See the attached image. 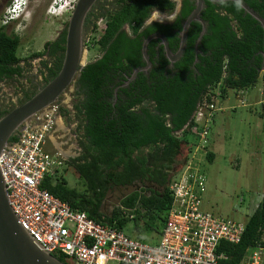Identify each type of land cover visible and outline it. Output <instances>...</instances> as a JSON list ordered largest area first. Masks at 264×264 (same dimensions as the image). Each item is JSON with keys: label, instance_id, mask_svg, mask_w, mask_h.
<instances>
[{"label": "trees", "instance_id": "trees-1", "mask_svg": "<svg viewBox=\"0 0 264 264\" xmlns=\"http://www.w3.org/2000/svg\"><path fill=\"white\" fill-rule=\"evenodd\" d=\"M243 2L264 19V0ZM194 6V1L185 0L181 15L171 26L154 24L152 28H142L153 9L164 12L174 9L175 3L169 0H129L120 4L118 10L108 17L106 25L97 35V42L94 43L98 46L99 58L86 64L76 80V88L83 93L87 91L88 95V99L81 105H75V109L88 122L86 136L89 137L87 148L90 152L87 156L91 159L90 163L83 165L71 161L80 178H90L89 169L92 167L96 169V178L92 180L98 181L94 185L105 183L107 176L102 175L107 171L109 177L117 175V183L127 185L137 174L144 175L150 170L147 165L148 156L142 154L143 149L149 150V156L153 152H162V158L167 162L169 170L185 146V160L192 165V160L188 159L197 145L189 143V135L198 143L202 142L200 144L204 146L206 160L213 161V154L206 151L205 147L209 121L205 126L198 124L195 121V113L205 100L212 102L213 121L216 98L222 100L227 98L230 92L245 91L255 85L261 73H264L263 29L243 9L237 11L231 1H227L226 6L204 1L205 7L200 18L206 23V30L200 38L197 50L195 44L201 26L193 22L187 32L182 56L171 66L162 50L156 57L153 47L157 41L149 43L151 68L147 74L140 72L136 81L129 84L128 89L140 90L130 93L129 98L132 100L127 108L109 115L107 121L104 107L96 106L103 96V89H115L127 80L134 69L145 65L141 58V47L146 37L160 33L166 38L171 51L177 49L182 21ZM125 24L130 27L129 33L123 29ZM66 25L67 23L65 27ZM65 37L66 28L54 41L44 44L43 53L53 58L52 66L48 68V81L52 80L61 68ZM20 43L19 36L8 34L6 27L0 26V80L13 78L21 72V68L14 67L20 62L17 55ZM117 78L119 82L115 81ZM29 98L30 96H27L20 103ZM11 109L0 110V117ZM193 127H196L197 131L207 130L205 142L199 135L191 132ZM16 139L14 135L10 142H15ZM118 169H121L122 173H119ZM176 176L177 174L174 177ZM101 177L104 178L103 181ZM167 177L165 174L164 179L168 180ZM93 186L89 188L92 189ZM40 187L66 202L73 210L85 212L95 221L115 227L125 234L132 222H143L142 228L147 234L157 232V240L151 245L158 243L172 203L167 186L161 198L154 194L151 197L142 196L138 200V196L133 194L106 216L98 213L100 201L96 207L88 206L91 198L87 193L89 188L79 192L68 188L65 180H54L50 175L44 177ZM126 211L127 216L124 215ZM243 223L244 232L238 244L224 241L219 243L216 255L221 264H239L253 251L264 254V191L261 200ZM134 230L138 232L141 229L134 227ZM139 241L143 242L140 239ZM55 257L64 264L70 263L63 256Z\"/></svg>", "mask_w": 264, "mask_h": 264}, {"label": "built area", "instance_id": "built-area-1", "mask_svg": "<svg viewBox=\"0 0 264 264\" xmlns=\"http://www.w3.org/2000/svg\"><path fill=\"white\" fill-rule=\"evenodd\" d=\"M78 0L63 2L71 12ZM24 0H12L0 20L9 25L18 15ZM213 100V98H212ZM214 105L203 102L195 121L205 126L211 121ZM52 112L34 114L19 130L15 142L0 154L9 206L35 246L51 255L65 257L71 264H221L216 255L220 242L238 244L244 223L214 216L201 209L204 176L186 162L168 184L172 203L155 245L132 239L115 227L73 210L66 202L42 189L41 183L58 161V153L46 151V143L55 123ZM191 132L204 140L207 130ZM263 254L253 251L239 264H264Z\"/></svg>", "mask_w": 264, "mask_h": 264}, {"label": "rangeland", "instance_id": "rangeland-1", "mask_svg": "<svg viewBox=\"0 0 264 264\" xmlns=\"http://www.w3.org/2000/svg\"><path fill=\"white\" fill-rule=\"evenodd\" d=\"M6 0H0V5ZM53 0H31L29 11L32 13V21L25 23V28L18 29L21 43L17 50L20 59L26 61V68L36 72L41 59L45 56L30 59L32 53L43 55L44 44L54 41L66 28L70 15L68 12L59 16H47V8ZM1 9L0 15L4 10ZM1 20V17H0ZM28 24V25H27ZM16 24H12L14 28ZM97 38V34L95 35ZM94 38V39H95ZM93 43V42H91ZM96 46L92 47L88 55V62L98 57ZM87 62V63H88ZM30 66V67H29ZM264 73H261L255 85L238 93L230 92L225 99L216 98V113L213 121H209L208 137L205 144L206 151L213 154L212 162L205 158V150L202 142L198 143L193 136H188L190 144L197 145L194 153L189 155L192 167L197 168L199 174L204 176V193L201 195V209L204 212L217 215L222 218L244 222L255 206L261 200L264 191ZM27 86V84H25ZM27 90L28 89H24ZM21 98L20 90L16 84H1L0 106L2 103L14 107ZM13 105V106H12ZM66 108L70 113L71 127L74 128L72 109ZM10 107V108H11ZM60 118L57 117L59 125ZM64 131V133H63ZM63 127L49 135L53 149L47 146V152L58 153L59 163L49 174L54 180H65L67 187L79 192L85 191V182L76 173L72 159L77 157L78 147L74 137L66 134ZM181 158V162H183ZM70 162V163H69ZM117 194L116 192L112 195ZM111 197V193L109 194ZM143 222H132L128 226L126 234L135 240L152 244L151 240L157 239V232L148 233L142 228ZM138 227L140 231L134 230ZM151 235V237L149 236ZM264 262V254L262 256ZM67 264H70L67 262Z\"/></svg>", "mask_w": 264, "mask_h": 264}, {"label": "flooded vegetation", "instance_id": "flooded-vegetation-1", "mask_svg": "<svg viewBox=\"0 0 264 264\" xmlns=\"http://www.w3.org/2000/svg\"><path fill=\"white\" fill-rule=\"evenodd\" d=\"M128 1L129 0H96L94 2V4L92 5L91 9L89 10V12L87 13V15L85 17L84 24H83V37L85 40L84 46H85V49L87 52L86 60H85L86 64L89 63L88 62V55H89L90 51L92 50V47L96 46L94 43H96L98 40V38H95V35L96 34L98 35V33L103 29V27L107 23L108 17L110 15H113L118 10L119 5L123 4L125 2H128ZM169 1L175 3V7L171 12H164V11H160V10H158V11L161 14L167 13L168 15H174L175 21H176L183 11L185 0H169ZM190 1H194V5L196 4L195 0H190ZM204 1H203V8L202 9H204V7H205ZM8 2H9V0H6L5 2H3L2 5H0V12H1V9L3 8V5H7ZM194 8H195V6H194ZM193 10L191 11V13L193 12ZM190 14L186 17V19H184L182 21L181 27L183 26V24L187 20V18L190 16ZM200 14H201V12H200ZM200 14H199V20L200 21H193V22L198 23L201 26V31H202L203 25L205 26V30H206V23L200 18ZM163 18L167 19L168 16H165ZM175 21L174 22L165 21L163 23L154 22L153 25L157 24V25H162V26H171L175 23ZM193 22H191V24ZM29 25H30V23H29ZM5 27H6V32L8 34H14V35H17L20 37V34L17 33V30H14L12 25L5 26ZM123 29L127 33H129V31H130L129 30L130 27L127 24L124 25ZM181 30H182V28H181ZM180 33H181V31L179 32V38H180ZM200 34H201V32H200ZM200 34H199V36H200ZM152 35H161V34L160 33H153L149 36H152ZM161 36H163V35H161ZM148 37H146V38H148ZM145 39L143 40V42L145 41ZM198 39H199V37H198ZM198 39H197V41H198ZM154 40L157 41V43L154 44L155 46L153 47L154 51L156 52V57H158L160 50L163 51L164 56H165L166 54H165L164 46L162 45L161 40L153 39L151 41H154ZM165 40H166V38H165ZM186 40H187V37H186ZM151 41L149 43H151ZM197 41H196V43H197ZM91 42H93V43H91ZM166 42H167V40H166ZM179 42H180V40H179ZM199 42H198V44H199ZM149 43H148V45H149ZM167 44H168V42H167ZM148 45L146 48V53H147V57L150 58L149 53H148ZM96 48L98 49V46H96ZM168 48H169V46H168ZM178 48H179V43H178V47L175 51H171L170 49L169 50H170L171 54L175 55L176 52L178 51ZM195 48H196V44H195ZM36 54H38V53H32L30 55V59L40 58ZM40 56L41 57L45 56L47 59H41L39 61V67H38L36 72L27 70L26 61H28V60L19 58L20 62L17 65H14V67L18 66L19 68H21V72L18 74V76H14L13 78H4L3 80H0V89H1V84L8 85L10 82H13L16 84V88L18 90H20L21 98L19 99L18 102H16L13 105L17 106V105L21 104L20 102L22 100H25L27 96H30V98H31L36 92H38L40 89H42L49 82L48 81L49 80L48 79V68L52 66L53 58L48 56L45 52L43 53V55L40 54ZM99 56H100V52L98 54V57H96V59L99 58ZM141 58L143 59L142 47H141ZM96 59H94V60H96ZM143 61H144V59H143ZM149 61H150V59H149ZM171 65L172 64H170V62H169V66H171ZM150 68H151V61H150L149 69L147 71H143V73L147 74L148 71L150 70ZM136 69H134V70H136ZM134 70H133V72H134ZM131 75L127 78V80H124V82L121 85H119L118 87H116L115 89H103L104 90L103 96L100 98L99 104H97L96 106L102 105V107H104L103 109L105 110L104 111L105 119L107 121H109V115L117 114V112L127 108L131 104L130 102L132 99L129 98V95L131 92H135V91L138 92L140 90V89H128L129 84L136 81V78H137V75H136L135 78L130 81L129 78L131 77ZM79 76H80V74H79ZM76 80L73 83L72 89L71 88L66 89L56 99L55 102L50 104L44 110L52 112L53 115L55 116V120H54L55 123H54V126L52 128L51 134H53L57 130L58 127L60 129L63 127L64 129H66V132H65L66 134H69L70 137L71 136L74 137L76 146L78 147V151H77V157L72 159V160L75 162V164L83 165L86 162L90 163V161H91L90 157L87 156V154L90 152V149L87 148V145L89 144V142H88L89 137L86 136L87 135L86 134V127L88 126V122H87V120H85L84 116L79 114V111L77 109H75V105H81V103H83L84 100L86 101L88 99V95L86 94L87 91H86V93H83L80 89L76 88ZM115 81L119 82V79L117 78V79H115ZM25 84H27V86ZM119 87L123 88V89H119ZM24 89H28V91L24 90ZM68 101H69V105H70V107L69 106L68 107L72 109V113L74 115L72 117L74 120V128L73 129H70L71 125H73V124H71V120H69V118H70L69 110H68V108L65 107L66 102H68ZM141 105H143V103H141ZM10 107H11V105L9 103L8 104L2 103V105L0 106V110L10 109ZM14 107H11V108H14ZM138 108L139 107H137V109ZM57 117L60 118L59 125L57 123ZM112 118H113V116H112ZM63 133H64V131H63ZM19 134H20V132L18 131L15 134V136L17 137ZM176 136H178V134H176ZM47 146H50L52 149L54 147V145L50 142L49 137H48V140L46 143V147ZM183 149H181L180 154L177 155L174 162L171 164V168L169 170L167 169V162L162 158V152H159V153L153 152L149 156L148 155L149 150L143 149L142 154L145 156H148L147 165L150 167V170H149V172H146V174H144V175L142 173L137 174L136 178L127 185L117 183V180H116L117 175H115V176L113 175L112 177H109V171L104 172L102 175V176H107L105 183H98V184L94 185V183H97L98 181L92 180V179L96 178V174H95L96 169H93L91 167L89 169V177L90 178L83 177V180L85 182V185H84L85 191L89 187H92L94 185L93 186L94 188H92V189L89 188L87 191L88 195H90V197H91L89 202H88V206L91 208L96 207L97 202L100 201L98 213L109 216V214H111L115 209L120 207L121 202L123 200H125L126 198L130 197L133 194L138 196L137 197L138 200L142 196L151 197L154 194H158L160 198L163 197L164 192H165V188L168 186L167 183H169L172 180L173 176L176 175V173L187 162L185 160L187 157V152H186L185 146ZM181 158H183V160H184L183 162H181ZM118 171H119V173H122L121 169H118ZM165 174L168 175L167 178L169 181L164 179ZM101 180L103 181L104 178L101 177ZM115 192L117 194L112 195ZM110 193H111V197L109 196ZM100 197H101V200H100ZM124 215L125 216L128 215L127 211L124 212Z\"/></svg>", "mask_w": 264, "mask_h": 264}, {"label": "water", "instance_id": "water-1", "mask_svg": "<svg viewBox=\"0 0 264 264\" xmlns=\"http://www.w3.org/2000/svg\"><path fill=\"white\" fill-rule=\"evenodd\" d=\"M96 0H78L70 15L66 27L64 56L61 68L57 75L31 98L15 106L0 117V154L9 144L10 139L30 120V118L48 107L66 90L72 89L73 83L85 67L86 49L83 37V24L85 17ZM195 8L182 26L179 48L176 54H171L165 38L161 35H152L142 43V56L145 65L137 68L129 80H133L139 72L147 71L150 61L146 48L153 39H159L165 50V56L170 64L175 63L183 54L188 28L193 21H200L199 14L203 8L204 0H195ZM213 2V0H207ZM233 2V0H227ZM218 3V2H217ZM245 13L255 19L264 32V19L243 2ZM205 32V26L199 39ZM0 264H64L54 255L39 250L32 238L19 224L17 217L9 206L4 178L0 170Z\"/></svg>", "mask_w": 264, "mask_h": 264}, {"label": "clouds", "instance_id": "clouds-1", "mask_svg": "<svg viewBox=\"0 0 264 264\" xmlns=\"http://www.w3.org/2000/svg\"><path fill=\"white\" fill-rule=\"evenodd\" d=\"M12 0H9L8 4L5 6L4 10L2 11V14L3 12L5 11L6 7L10 4ZM54 1V0H53ZM53 1L52 3L48 6L46 12H47V16H59V15H62V14H65L66 12H68L69 15L72 14L73 10L71 12L67 11L65 9V6L63 5L64 3L61 2V3H57L55 6H56V9L54 11H52V8L51 6L53 5ZM24 4L21 6L19 12H18V15L17 17L7 26H10L12 24H16L14 26V30H17V33H19L18 29H21L23 27V29L26 27L25 26V23L29 20L28 24L30 23V21L32 20V13H30L29 11V4L31 2V0H24ZM214 3H219L221 4L222 6H226L227 4V0H213ZM76 6V5H75ZM233 6L235 7V9L237 11H240L242 10L243 8V0H233ZM75 8V7H74ZM2 14L0 15V17L2 16ZM165 16H168L167 19H164L163 17ZM165 21H168V22H174L175 21V16L174 15H168L167 13L166 14H161L158 10L156 9H153V11L151 12L150 16L145 20L144 24L142 25V28H147V27H151L153 25L154 22H159V23H163ZM27 24V25H28ZM1 26V25H0ZM2 27H5V26H2ZM67 27V25H66ZM152 28V27H151ZM22 30V29H21ZM11 143V142H9ZM175 176V175H174ZM173 176V177H174ZM173 179V178H172Z\"/></svg>", "mask_w": 264, "mask_h": 264}, {"label": "crops", "instance_id": "crops-1", "mask_svg": "<svg viewBox=\"0 0 264 264\" xmlns=\"http://www.w3.org/2000/svg\"><path fill=\"white\" fill-rule=\"evenodd\" d=\"M152 235H154L153 232H152ZM149 236L151 237V235H149ZM156 240H157V239H153V240H151V241L154 243V242H156Z\"/></svg>", "mask_w": 264, "mask_h": 264}]
</instances>
